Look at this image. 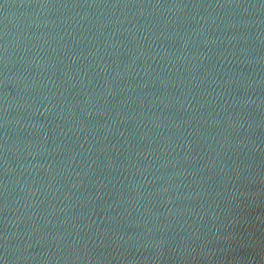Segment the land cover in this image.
<instances>
[{"label":"water","instance_id":"95a60500","mask_svg":"<svg viewBox=\"0 0 264 264\" xmlns=\"http://www.w3.org/2000/svg\"><path fill=\"white\" fill-rule=\"evenodd\" d=\"M0 264H264V0H0Z\"/></svg>","mask_w":264,"mask_h":264}]
</instances>
